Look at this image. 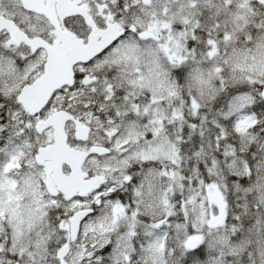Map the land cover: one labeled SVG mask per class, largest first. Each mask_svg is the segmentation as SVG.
Masks as SVG:
<instances>
[{"label": "snow or ice", "instance_id": "6c2138e0", "mask_svg": "<svg viewBox=\"0 0 264 264\" xmlns=\"http://www.w3.org/2000/svg\"><path fill=\"white\" fill-rule=\"evenodd\" d=\"M0 264H264V0H0Z\"/></svg>", "mask_w": 264, "mask_h": 264}]
</instances>
